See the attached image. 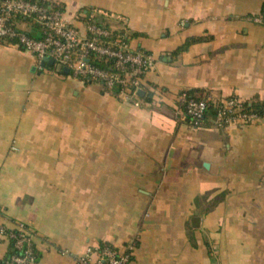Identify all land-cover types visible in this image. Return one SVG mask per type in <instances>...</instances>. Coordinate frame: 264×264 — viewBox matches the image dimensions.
<instances>
[{
	"label": "crops",
	"instance_id": "0c3cea01",
	"mask_svg": "<svg viewBox=\"0 0 264 264\" xmlns=\"http://www.w3.org/2000/svg\"><path fill=\"white\" fill-rule=\"evenodd\" d=\"M42 1L157 62L135 106L0 43V225L30 227L37 264L130 243L128 264H264V122L197 127L183 103L264 102V0Z\"/></svg>",
	"mask_w": 264,
	"mask_h": 264
},
{
	"label": "built area",
	"instance_id": "2783aa9c",
	"mask_svg": "<svg viewBox=\"0 0 264 264\" xmlns=\"http://www.w3.org/2000/svg\"><path fill=\"white\" fill-rule=\"evenodd\" d=\"M21 21H28L36 31L30 33L20 28ZM253 21L264 26L261 17ZM4 41H17L39 64L46 58L53 59L76 78L97 81L109 93L132 101L135 106H139V91L157 62L152 53L133 46L131 35L123 27L112 29L94 20L77 28L54 5L33 0H0V43ZM183 103L185 116L194 126L205 119L211 105L216 109L213 126L219 129L264 122V116L245 112L244 102L236 96L212 103L184 95ZM0 241L10 242L14 251L2 264H37L35 234L27 224L18 222L12 228L0 225ZM135 247L130 243L118 249H88L84 255L74 257V264H128Z\"/></svg>",
	"mask_w": 264,
	"mask_h": 264
},
{
	"label": "trees",
	"instance_id": "16d2710c",
	"mask_svg": "<svg viewBox=\"0 0 264 264\" xmlns=\"http://www.w3.org/2000/svg\"><path fill=\"white\" fill-rule=\"evenodd\" d=\"M33 1H39L42 4H47L49 5V3H46L42 0H33ZM51 5V4H50ZM23 23L29 24L28 21H21ZM30 25V24H29ZM191 43V42H190ZM188 43L186 46H184L181 50H185V48H187V46L190 44ZM180 50V51H181ZM188 97H192V98H197V96H195L194 94H187ZM243 108L245 112L248 113H254L257 114L258 116H264V102H255V103H244L243 104ZM216 114V109L213 105H211L208 109L207 115L205 117V119L203 121H201L197 127H203L206 126L207 123H209L210 121L213 122L214 121V116ZM191 121V120H190ZM210 124V123H209ZM12 246V245H11ZM101 247H111L110 245H102ZM11 254L14 252L13 251V247H11ZM113 248V247H112ZM10 254V255H11ZM9 255V256H10Z\"/></svg>",
	"mask_w": 264,
	"mask_h": 264
},
{
	"label": "water",
	"instance_id": "95a60500",
	"mask_svg": "<svg viewBox=\"0 0 264 264\" xmlns=\"http://www.w3.org/2000/svg\"><path fill=\"white\" fill-rule=\"evenodd\" d=\"M43 62H44V65H47V66H49V67H51V68H53L54 65H55V62H54L53 59H48V58H46V59H44ZM56 69H57V71L60 72V71H62V66H61V65H57ZM63 71H64V72H69V69H68V68H64Z\"/></svg>",
	"mask_w": 264,
	"mask_h": 264
}]
</instances>
